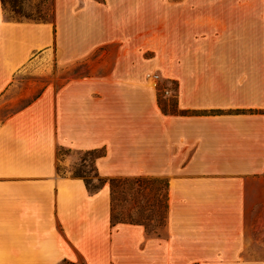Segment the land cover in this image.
<instances>
[{
  "label": "crops",
  "instance_id": "1",
  "mask_svg": "<svg viewBox=\"0 0 264 264\" xmlns=\"http://www.w3.org/2000/svg\"><path fill=\"white\" fill-rule=\"evenodd\" d=\"M54 1L55 24L0 0V99L36 57L77 66L0 119V264H264V0ZM91 149L100 176L169 180L165 238L112 224L110 181L72 169Z\"/></svg>",
  "mask_w": 264,
  "mask_h": 264
},
{
  "label": "rangeland",
  "instance_id": "2",
  "mask_svg": "<svg viewBox=\"0 0 264 264\" xmlns=\"http://www.w3.org/2000/svg\"><path fill=\"white\" fill-rule=\"evenodd\" d=\"M51 0H7V14H12V8L22 10L26 13H35L44 7H50ZM137 15H140L139 13ZM139 27V24H135L134 28ZM136 30H134V33ZM155 38V34L153 36ZM152 50H150V57ZM77 67V66H76ZM76 67H72L67 71H62L60 67L55 65L52 66V74L46 72L47 67L41 61L39 57H36V61L24 68L18 74V80H16V92H9L3 98L0 99V119L4 118L5 115L14 111L15 109H19L29 101L39 92L42 86L50 80V77H53L57 83L61 82L62 77L67 73H70L76 69ZM155 70V69H152ZM150 70V71H152ZM155 72V71H153ZM150 85L155 86L152 79H149ZM158 100L162 107L165 109H175V94H176V83L175 82H162L159 78L158 84ZM169 89V93L165 91V89ZM104 151L103 149H99L98 151H84L78 153L79 160L72 167L75 173H83L87 175L90 179H92L93 183H98L99 179L95 176L94 171V158L98 153ZM65 152L64 149H61V153ZM63 168L62 166H60ZM150 189H146L145 195L150 198V204L146 205L145 199L142 195V191H138L137 184L135 182H130L128 186L134 187L132 190V195L129 200L126 202L116 201V215H120V210L123 208V204L125 203L133 216L136 218H140L145 221L146 225L144 226L146 233L160 238L166 237V220L163 218L161 214H164L163 207V198L162 195L164 193L165 187L164 182L162 180L159 181H147ZM127 186V184H126ZM136 187V188H135ZM122 196L121 193L117 194ZM263 206H260L262 208ZM139 213L141 215H139ZM150 213L153 214L154 219H147V215ZM262 225H264V217L261 218ZM260 255L264 257V241L260 242ZM83 259H80L79 264L82 263ZM165 261V259H162ZM132 264H141L140 262H134ZM144 264V263H143ZM149 264H166V263H149ZM182 264V263H177ZM191 264H199L198 262H194Z\"/></svg>",
  "mask_w": 264,
  "mask_h": 264
},
{
  "label": "trees",
  "instance_id": "3",
  "mask_svg": "<svg viewBox=\"0 0 264 264\" xmlns=\"http://www.w3.org/2000/svg\"><path fill=\"white\" fill-rule=\"evenodd\" d=\"M46 0H44V3ZM4 10L6 13V16L13 18V19H36V20H51L55 24V1L51 0V6L50 7H44L42 9H39L36 14L35 13H26L23 12L22 10L16 9L15 7L12 8L13 13L12 14H7V0H2ZM242 111H246V109H242ZM251 111H255V109H251ZM191 113H205V111H197V110H191L188 111ZM99 149H91L88 151H98ZM102 151L101 153H103ZM98 153L97 155L101 154ZM96 155V156H97ZM95 156V157H96ZM94 171H95V176L99 179L98 183H93L92 179H90L87 175L83 173H76L79 175H82L89 187L90 190L95 191L99 187H101L106 181H110L111 184V205H112V211H111V222L112 224H115L117 222H130V223H136V224H142L146 225L145 221L141 220L138 217H134L132 212L130 211V208L126 206V204H123V208L120 210V215H116V201L120 202H126L129 200L130 196L132 195L133 188L132 186H128L130 182H135L137 184V190L141 192L142 195L145 199L146 205L150 204V198L145 195V190L149 187V184L147 181H159L162 180L164 182V193L162 195L163 198V207H164V214H161L165 220H167V210H168V188H169V180L165 177L161 176H154V175H137V176H119V177H103L100 176L96 170V167L94 165ZM127 184V186H126ZM120 194L122 196H119L117 194ZM139 215H141L139 213ZM147 219L151 218L154 219V216L152 213L146 216ZM146 220V219H145ZM80 260L74 261L70 260L67 258H64L61 262V264H79ZM83 264H86L84 260H82Z\"/></svg>",
  "mask_w": 264,
  "mask_h": 264
},
{
  "label": "built area",
  "instance_id": "4",
  "mask_svg": "<svg viewBox=\"0 0 264 264\" xmlns=\"http://www.w3.org/2000/svg\"><path fill=\"white\" fill-rule=\"evenodd\" d=\"M148 77L149 79H152V81L154 82V85L157 86L159 78H160L159 74L157 72H148ZM165 91L169 93L168 88H166Z\"/></svg>",
  "mask_w": 264,
  "mask_h": 264
}]
</instances>
